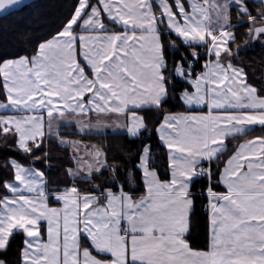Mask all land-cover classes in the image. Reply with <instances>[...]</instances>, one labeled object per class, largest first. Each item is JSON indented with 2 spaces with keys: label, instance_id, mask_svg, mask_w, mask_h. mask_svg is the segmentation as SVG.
Masks as SVG:
<instances>
[{
  "label": "snow or ice",
  "instance_id": "1",
  "mask_svg": "<svg viewBox=\"0 0 264 264\" xmlns=\"http://www.w3.org/2000/svg\"><path fill=\"white\" fill-rule=\"evenodd\" d=\"M20 4L0 0V14ZM27 40L0 57V110L15 113L0 114L3 147L28 159L3 161L0 264H15L18 235L19 264H264V77L257 86L234 63L264 44V0H70ZM197 107L207 111L172 110ZM73 123L140 143L122 145V166L108 144L61 136ZM53 139L72 149L70 184L48 178ZM200 197L203 247L191 227Z\"/></svg>",
  "mask_w": 264,
  "mask_h": 264
},
{
  "label": "trees",
  "instance_id": "2",
  "mask_svg": "<svg viewBox=\"0 0 264 264\" xmlns=\"http://www.w3.org/2000/svg\"><path fill=\"white\" fill-rule=\"evenodd\" d=\"M70 0H35L30 4L24 6L23 8L13 11L8 15L0 18V57L9 58L11 55L18 54L21 49L28 48L30 49L32 45L28 43L27 38L31 37L33 39L42 37L45 33L53 29L60 20L63 19L64 15L67 12L68 4ZM235 12V9H233ZM245 28L247 25L244 26ZM238 31H243L239 29ZM238 43H243V41H238ZM8 54V56H5ZM243 61L241 64L240 62ZM237 64H240L241 67H244L248 74L249 82L260 85V79L263 77L264 71V44L259 42L250 43V45L245 46L240 52V59L234 61ZM0 99H3V96L0 95ZM173 111H185L188 109H177L173 108ZM153 115L151 123L155 120V123H159V119H155V114L149 112ZM162 118V117H161ZM160 118V119H161ZM259 132V129L256 132H250L248 136L255 135ZM62 135L78 139L80 141L89 142L93 144L105 143L110 145V150L108 152L109 157L118 156L121 157V147L122 145H130L132 150H135L137 144L140 143L138 140H133L128 137L126 133H107L106 135L98 134H82L78 133L75 130L70 132L61 131ZM11 132L8 137L3 136L0 133V176H3L4 179H11V177L5 176V169L2 167L3 161L11 156H16L21 160L25 165L28 164V159L25 158L21 153L13 150L11 146L8 148L3 147L7 141L11 145ZM156 134L153 133V142L156 141ZM46 143L51 144V153L52 159L49 161L52 165V169L48 171V178L52 182L67 183L70 184L68 174L64 171L65 167H72L73 160L69 159L70 151L67 147L61 146L57 143L55 139L51 141H46ZM161 155L156 159L163 163V150L159 149ZM39 155V153H37ZM123 155H128L127 152H124ZM122 166L129 163L124 161L122 157L120 161ZM40 167L39 164L36 165ZM109 175L108 171L104 172L103 177H97V179H103ZM136 181H140V176H136ZM95 180H85L77 179L76 183L81 186L83 190L91 191V184H94ZM107 187V186H106ZM142 188H137L136 191H142ZM0 194H3V188L0 187ZM207 198L200 197L196 201L195 211L192 213L191 227L193 236L199 243L197 247H203L205 241V234L208 223V213L207 208L203 205H207ZM23 236L18 235L12 243V248L9 252V257L13 259L15 264H19V249L22 247Z\"/></svg>",
  "mask_w": 264,
  "mask_h": 264
},
{
  "label": "crops",
  "instance_id": "3",
  "mask_svg": "<svg viewBox=\"0 0 264 264\" xmlns=\"http://www.w3.org/2000/svg\"><path fill=\"white\" fill-rule=\"evenodd\" d=\"M117 30H123V29H117ZM235 63V62H234ZM263 77H264V71H263ZM207 111V109L206 108H200V107H197V108H193V109H188V110H185V111ZM0 114H15V113H8L6 110H0ZM95 114H93V116H94ZM148 117H149V123H151V121H152V118H153V115H151V114H149L148 113ZM102 118H104V119H107L108 120V122H109V124H112V122L113 121H116V120H119V122L121 123V124H123L124 123V118L122 117V116H118V115H108V114H105V116L104 117H102ZM162 119V118H161ZM61 128H62V131H66V132H70L71 130H75V131H77L76 129H77V125L76 124H71L70 126H66V125H61ZM115 128V125H112V127H110L109 129H108V133H113V129ZM116 132L117 133H126V130L125 129H116ZM60 135L61 136H64V137H66V138H68V139H72V140H77V141H80V140H78V139H74V138H71V137H68V136H65V135H62L61 134V132H60ZM248 137H251V136H248ZM80 142H82L83 144H85V145H89V146H91V145H94L93 143H89V142H84V141H80ZM68 149H69V151H70V154H71V151H72V149L70 148V147H67ZM27 166V165H26ZM72 167H75V163H74V161H73V166ZM219 190H224V189H219ZM207 213H208V218H209V211H208V209H207Z\"/></svg>",
  "mask_w": 264,
  "mask_h": 264
},
{
  "label": "water",
  "instance_id": "4",
  "mask_svg": "<svg viewBox=\"0 0 264 264\" xmlns=\"http://www.w3.org/2000/svg\"><path fill=\"white\" fill-rule=\"evenodd\" d=\"M33 1H35V0H21V4L20 5H17L15 9H9L7 11V14H0V18L8 15L9 13H11L13 11H16V10H19V9L23 8L24 6L30 4Z\"/></svg>",
  "mask_w": 264,
  "mask_h": 264
},
{
  "label": "rangeland",
  "instance_id": "5",
  "mask_svg": "<svg viewBox=\"0 0 264 264\" xmlns=\"http://www.w3.org/2000/svg\"><path fill=\"white\" fill-rule=\"evenodd\" d=\"M257 42H259V41H257ZM260 43V42H259ZM248 45H250V44H248Z\"/></svg>",
  "mask_w": 264,
  "mask_h": 264
}]
</instances>
